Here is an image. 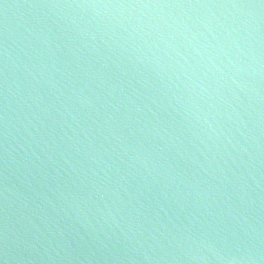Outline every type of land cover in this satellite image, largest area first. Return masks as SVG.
<instances>
[{
    "label": "water",
    "instance_id": "water-1",
    "mask_svg": "<svg viewBox=\"0 0 264 264\" xmlns=\"http://www.w3.org/2000/svg\"><path fill=\"white\" fill-rule=\"evenodd\" d=\"M0 41L264 264V0H0Z\"/></svg>",
    "mask_w": 264,
    "mask_h": 264
}]
</instances>
